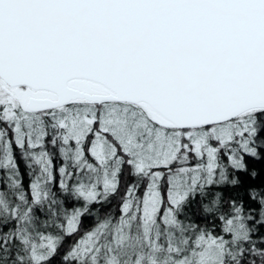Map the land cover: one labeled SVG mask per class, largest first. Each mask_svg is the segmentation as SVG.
Returning a JSON list of instances; mask_svg holds the SVG:
<instances>
[{
    "label": "snow or ice",
    "instance_id": "snow-or-ice-1",
    "mask_svg": "<svg viewBox=\"0 0 264 264\" xmlns=\"http://www.w3.org/2000/svg\"><path fill=\"white\" fill-rule=\"evenodd\" d=\"M253 163L264 0H0V264H264Z\"/></svg>",
    "mask_w": 264,
    "mask_h": 264
},
{
    "label": "trees",
    "instance_id": "trees-1",
    "mask_svg": "<svg viewBox=\"0 0 264 264\" xmlns=\"http://www.w3.org/2000/svg\"><path fill=\"white\" fill-rule=\"evenodd\" d=\"M253 166L254 167H256L257 169H260L261 167H264V164H261V163H253ZM258 182V181H257ZM198 211V209L197 208H193L192 209V212L193 213H196ZM93 223V221H92V219L90 218V217H85L84 218V220H83V225H82V227L83 228H88L91 224ZM76 239V237L75 236H73V237H71L70 239H68V240H66L65 241V248L70 244V243H72V241L73 240H75ZM64 251V248H62L61 249V252H63ZM57 264H58V262H57Z\"/></svg>",
    "mask_w": 264,
    "mask_h": 264
},
{
    "label": "flooded vegetation",
    "instance_id": "flooded-vegetation-1",
    "mask_svg": "<svg viewBox=\"0 0 264 264\" xmlns=\"http://www.w3.org/2000/svg\"><path fill=\"white\" fill-rule=\"evenodd\" d=\"M17 157L19 159V153L17 152ZM20 167H21V171L22 173L25 174V184L28 183V180H27V168L25 166V163L23 162V160H20Z\"/></svg>",
    "mask_w": 264,
    "mask_h": 264
}]
</instances>
